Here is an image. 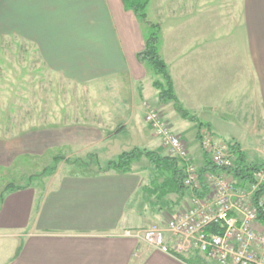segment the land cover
I'll return each instance as SVG.
<instances>
[{
	"label": "crops",
	"instance_id": "1",
	"mask_svg": "<svg viewBox=\"0 0 264 264\" xmlns=\"http://www.w3.org/2000/svg\"><path fill=\"white\" fill-rule=\"evenodd\" d=\"M225 3L229 6L219 8L212 23L207 20V33L201 37L193 33L185 38L184 27H179L175 41L168 38L167 45L161 25L158 51L183 109L212 132L239 143L249 162L264 163L259 162L264 150L258 139L264 134L259 131L260 123L264 127V0ZM191 19L195 24L194 14ZM217 21L239 31L244 47L238 60L231 54L222 56L224 62L237 64L226 85V78H220V88L212 74L219 64ZM150 34L151 28L146 35L141 20L122 0H0V43L31 47L47 71L84 89L80 99L85 103L65 114L47 112L46 121L42 116L36 119L40 128L0 139V168L46 156L68 159L76 153L89 161L103 157L108 162L115 151L104 150L105 145L129 129L137 141L149 143L150 151L167 156L145 122L146 105L166 108L153 87L151 68L137 59ZM236 92L241 96L240 111L231 106ZM93 102L96 106L89 105ZM231 118L241 124L246 143L256 145L245 150L240 142L245 137L231 135ZM197 146L190 149L202 171L209 157ZM120 152L116 151L118 157L129 151ZM90 163L85 173L56 172L42 189L27 184L1 194L0 264H215L175 254L169 235V253L124 236L126 231L164 227L187 208L189 190L155 195L152 185L162 184L163 178L151 165L139 167L137 162L131 173L119 174L101 172L103 166ZM150 169L154 170L148 174ZM257 229H264L260 222Z\"/></svg>",
	"mask_w": 264,
	"mask_h": 264
},
{
	"label": "rangeland",
	"instance_id": "2",
	"mask_svg": "<svg viewBox=\"0 0 264 264\" xmlns=\"http://www.w3.org/2000/svg\"><path fill=\"white\" fill-rule=\"evenodd\" d=\"M225 1L228 0H151L146 8V24L149 22L151 26H159L158 37L160 36V27L162 25L164 30V41L166 44L168 38L169 41H175V37H177L175 35L176 30L179 29V27L181 28V31L184 27V32L187 34V36H184L185 38L192 37L193 33L197 37H201L202 34L205 35L207 33V30H205V27H207V20L212 23L214 13H216L219 8H222L227 4ZM230 1L232 0H229V3ZM226 6L228 7L229 5ZM193 14L195 18V24H193L191 19ZM181 19H184V22H192L184 23ZM141 23L146 35L150 33L151 27L149 28L142 21ZM212 27H214V25ZM151 33H154V30L151 29ZM214 37L217 38V41L220 43V46L216 48L217 54H215L217 58H219L217 59L219 64L217 66L218 68H216L215 71L211 73L217 79L215 82H217V86L220 88V78H226L224 82V85H226L227 80L229 79V73L232 76L235 74L234 66L237 64L234 61L232 63H228L227 61L224 62L225 58L223 57L231 54V56L236 57L234 59L238 60L240 54L243 55L244 53V47H242L240 44L239 31H233L230 29V27H228V25L223 26L222 23L218 21L216 22ZM229 39L234 42L228 43L227 41ZM222 41L226 42L223 43ZM165 42H163V44H165ZM168 44L171 45V43ZM222 67L224 69H222ZM52 75L53 74L47 71L45 66L41 65L37 57L33 55L31 52V47H28L27 45H20L19 43H14L12 45L0 43V139L15 136L22 131L40 128V125L35 124L37 123L36 119L41 116L45 118L47 112L48 114L49 112L65 114L66 112L69 113L72 111H77L81 106H84L85 103L83 98L80 99L81 95L84 93L83 88L80 89V87L77 88L71 86L69 83L63 81L59 76ZM151 78L153 80V84L154 82L165 84L164 79L161 78V76L155 74L153 70ZM238 80L239 77L237 81ZM112 85L113 84H110L109 86ZM147 90L148 88L146 91ZM150 91L154 92V89L149 90V92ZM158 92L159 91L157 90V93ZM127 98H129V96ZM123 100H125V98H123ZM176 101L178 106L182 107L181 104H179L177 97ZM183 102L187 106V101ZM241 103L242 101L240 92H236L235 95H232L231 106L237 108V111H240ZM165 104L166 108L157 107V109L161 112V114H163L165 120L173 132L176 135H179L185 141L192 158L193 153L190 149L192 148V145H198L197 151L200 154L205 153L200 146L202 142V135L207 136L212 143L217 145L219 144L222 146H227L229 142L233 143L232 140L224 139V137L221 135H217L216 133L212 132L208 125L201 124L200 121H198L197 116H195L189 110L184 109L192 118L197 119L196 122L184 119L177 112V104L175 101H167ZM89 105L96 106V103H89ZM124 107H126V105ZM44 120L46 121V118ZM177 121L179 122V125L181 124L183 127H181V125L178 126ZM227 127L230 128L229 130H231L232 133H234V135L231 134L232 136H236L237 134L239 136H246L241 124H239L237 119L231 118ZM149 131L151 132V130ZM259 131L264 133V127L262 126V123H260ZM241 139L242 140H240V142L245 150H248L252 144H257L256 142L246 143V137H242ZM258 139L260 141L259 144L264 150V134H261ZM156 142H159L161 145L159 139L158 141L156 140ZM237 144L241 149V145L239 143ZM134 146L142 148V150H144V148L148 151L153 150L151 147H149V143L147 145V143L137 141V137L134 136L132 130L130 129L129 131L124 132L120 137L108 142V144L105 145L104 150L110 148L115 151L111 153L113 157L109 159V161H114L118 158L116 151H130L134 148ZM162 149L167 155V151L163 147ZM69 156H66L68 157V159L66 158L67 160H61L56 163V170L54 174H50L49 172L45 174L44 172V170H50L51 167L55 166V157L53 156H46L39 159H26L24 160L25 163L21 164L18 162L14 168H0V196L9 185L19 187L26 186L27 184H36L42 189L45 187L44 183H46L47 179L55 175L56 172L60 174H79L85 173L87 171L86 169H83L84 166L74 164V161L77 160L88 162L89 160L85 154L80 155L79 153H76V155L73 154ZM263 160L264 159L261 158L259 159V162ZM90 162H95L97 166L103 167H105L108 163L103 157H101L99 160L92 157ZM137 164L139 167H151L150 162L148 159L146 160V158H142ZM195 164L200 170V165L197 164V161H195ZM152 170L150 169L148 174L155 172V170ZM154 201L157 202V200ZM2 241L3 239L0 237V243H2ZM197 258L202 260V262L205 261L201 257Z\"/></svg>",
	"mask_w": 264,
	"mask_h": 264
},
{
	"label": "built area",
	"instance_id": "3",
	"mask_svg": "<svg viewBox=\"0 0 264 264\" xmlns=\"http://www.w3.org/2000/svg\"><path fill=\"white\" fill-rule=\"evenodd\" d=\"M146 110L145 122L153 135L167 155L183 165V186L191 192L190 203L164 227L126 231L124 236L169 253V235L174 241L172 250L178 255L198 256L216 264H264V229H257L259 212H264V193L256 198L264 184V171L246 188L226 173L201 174L187 144L173 132L163 114L150 105ZM201 138V148L215 167H234L235 156L226 145L212 143L204 135Z\"/></svg>",
	"mask_w": 264,
	"mask_h": 264
},
{
	"label": "trees",
	"instance_id": "4",
	"mask_svg": "<svg viewBox=\"0 0 264 264\" xmlns=\"http://www.w3.org/2000/svg\"><path fill=\"white\" fill-rule=\"evenodd\" d=\"M122 1L125 9L132 11L139 20L146 23V8L151 0ZM147 25L151 27L152 30H154V33H151L149 35L145 42L144 50L137 55L138 61L140 63L147 64L155 74L161 76V78L164 79L165 84H161L159 82H154L153 84V87L159 91L158 98L160 103L175 101L177 104L176 110L180 114V116H182L184 119L196 122L197 119L192 118L182 107L178 106V103L176 101L172 78L168 72L165 61L158 52L159 26H151L149 22ZM199 125L202 126L201 124ZM227 147L229 148V151L235 156L236 160L234 167L218 169L210 162L208 158H206L207 162L205 164V168L202 171L200 170L201 174H204L206 172L226 173L227 175H232L238 181L239 185L243 188H246L249 185L255 183L256 174L264 171V163L249 162L248 157L241 151L240 147L235 142H229ZM204 155L208 157L206 153H204ZM142 158H147L150 162V165L154 169H156L154 174L158 175V178H163L162 184L157 183L155 185H152L151 190H154L156 192L155 195L159 194L160 196L162 195V197H164L172 193H179L180 190L186 189L183 186V165L178 160L168 155L163 156L153 151L134 149L129 152H124L115 161L109 162L104 168L99 167V170L104 173H131L133 164L139 162ZM61 160L65 161L66 159L59 156L55 157V166L51 167L50 170H44L45 174H47L48 172L50 174H54L56 170V163ZM74 164H78L87 168L91 163L90 161L83 162L82 160H77L74 161ZM177 173H179V177L176 176ZM21 188L22 187H14L13 185H9L4 192L8 190H20ZM262 193H264V184L262 185V189L256 194V198H258ZM258 221L264 226V212L262 210L259 212ZM215 229L216 228H213L212 230L215 231Z\"/></svg>",
	"mask_w": 264,
	"mask_h": 264
}]
</instances>
